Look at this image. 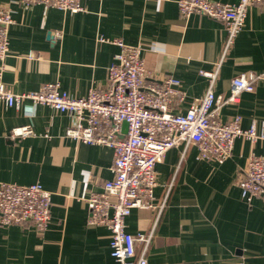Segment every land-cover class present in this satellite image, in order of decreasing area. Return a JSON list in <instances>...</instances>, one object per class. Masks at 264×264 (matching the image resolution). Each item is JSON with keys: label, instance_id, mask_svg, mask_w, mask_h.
Segmentation results:
<instances>
[{"label": "crops", "instance_id": "1", "mask_svg": "<svg viewBox=\"0 0 264 264\" xmlns=\"http://www.w3.org/2000/svg\"><path fill=\"white\" fill-rule=\"evenodd\" d=\"M237 3L239 0H216ZM71 12L20 0H0L13 17L9 55L0 80L14 92L36 91L47 82L85 97L104 88L108 67L119 47L100 37L141 45L147 81L173 75L181 79L187 109L203 97L226 39L225 25L209 16L183 17L178 0H83ZM59 33V35H57ZM2 61L0 60V67ZM264 74V9L248 8L243 29L220 66L214 91L228 96L231 80L244 72ZM240 114L242 126L264 128V77L236 104L222 108L228 121ZM72 118L48 105L6 107L0 102V184L41 183L51 192V220L45 230L34 222L0 226V264H117L111 256L110 230L88 223L86 197L113 177L114 150L86 145L66 136ZM28 124L34 134L11 137ZM264 154L260 142L235 141L222 161L198 159L195 145L170 149L156 165V201L164 209H134L126 218L132 234L155 235L148 264H264V199L247 202L237 181L251 154Z\"/></svg>", "mask_w": 264, "mask_h": 264}, {"label": "built area", "instance_id": "2", "mask_svg": "<svg viewBox=\"0 0 264 264\" xmlns=\"http://www.w3.org/2000/svg\"><path fill=\"white\" fill-rule=\"evenodd\" d=\"M30 6L43 4L64 11L85 10L83 0H20ZM264 9V0H239L224 3L216 0H178L183 17L193 13L209 16L225 25L226 39L221 59L214 70L201 69L209 80L205 95L183 110L178 105L185 97L181 79L173 75L162 81H147L141 45L126 43L122 38L100 37L119 47L115 61L108 67L104 88H92L85 97H75L61 89L59 82H47L36 91L14 92L0 80V102L6 107L32 111L37 104L48 105L71 116L66 136L86 145H108L114 150L113 177L91 190L86 197L88 223L104 225L110 230L111 256L117 264H148L156 223L149 233L132 234L126 218L134 209H164L166 199L156 201L158 186L156 165L166 153L180 144L195 145L198 159L222 161L229 158L235 141L245 137L264 147V128L242 126L240 114L228 121L220 117L224 106L236 104L244 92L256 89L263 73L244 72L231 80L228 96L216 94L213 87L228 49L243 29L248 8ZM13 17L8 8L0 7V60L2 72L9 55V26ZM59 35V33H57ZM124 123H127L125 128ZM34 134L28 124L15 127L11 137L26 138ZM237 184L242 198L250 202L264 199V154H251L245 173ZM51 192L41 183L0 184V226L34 222L45 230L51 220Z\"/></svg>", "mask_w": 264, "mask_h": 264}, {"label": "water", "instance_id": "3", "mask_svg": "<svg viewBox=\"0 0 264 264\" xmlns=\"http://www.w3.org/2000/svg\"><path fill=\"white\" fill-rule=\"evenodd\" d=\"M124 126H125V128H126V126H127V123H124Z\"/></svg>", "mask_w": 264, "mask_h": 264}]
</instances>
